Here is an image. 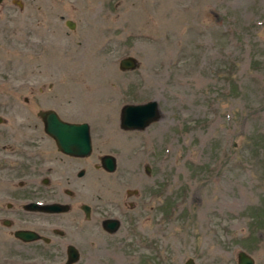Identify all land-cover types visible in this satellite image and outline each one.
<instances>
[{
  "label": "rangeland",
  "instance_id": "obj_1",
  "mask_svg": "<svg viewBox=\"0 0 264 264\" xmlns=\"http://www.w3.org/2000/svg\"><path fill=\"white\" fill-rule=\"evenodd\" d=\"M127 56L135 68H120ZM149 100L160 118L121 129V107ZM44 109L89 123L92 162L118 158L113 173L90 178H121L125 200L134 201L126 190H147L146 233L131 216L130 232L114 236L125 264H138L144 241L158 252L152 264H237L240 250L264 264L253 218L264 206V0H2L5 199L41 178L55 154L37 115ZM93 230L83 222L78 264L94 262ZM7 232L0 225V246L13 242Z\"/></svg>",
  "mask_w": 264,
  "mask_h": 264
},
{
  "label": "flooded vegetation",
  "instance_id": "obj_2",
  "mask_svg": "<svg viewBox=\"0 0 264 264\" xmlns=\"http://www.w3.org/2000/svg\"><path fill=\"white\" fill-rule=\"evenodd\" d=\"M106 154L114 156L113 171L102 165L101 158ZM92 155L93 143L91 153L84 157L62 152L55 144V154L41 164V178L23 180L17 193L8 199L0 196V225L13 241H4L0 246V264H78L83 222L88 221L94 225L93 264H125L124 253H116L119 242L114 236L123 229L130 232L131 216L141 233H146L147 190L144 187L126 190L129 195L133 194L134 201L125 200L120 194L124 182L121 178L110 184L97 180L100 175L116 170L118 158L112 153H102L92 162ZM91 174L97 178H90ZM99 188L100 192H113V195L105 197L97 192L94 200L84 198ZM18 231H27L28 237L17 236ZM152 246L141 242L138 264H152L150 259L158 258ZM55 258L60 259L53 262Z\"/></svg>",
  "mask_w": 264,
  "mask_h": 264
},
{
  "label": "water",
  "instance_id": "obj_3",
  "mask_svg": "<svg viewBox=\"0 0 264 264\" xmlns=\"http://www.w3.org/2000/svg\"><path fill=\"white\" fill-rule=\"evenodd\" d=\"M2 0H0V3ZM70 28H74V22L66 20ZM122 69H133L137 66L136 59L132 56L120 60ZM44 132L50 136L56 147L67 154L88 156L92 151L91 131L88 122H68L63 120L53 109L39 110ZM161 110L156 100L143 103L125 104L120 109L119 126L123 130H143L160 118ZM2 118L0 117V122ZM102 165L113 171L116 167L113 155L106 154L102 158ZM27 231L16 232L17 236L28 237ZM185 264H195L192 258H188ZM237 264H255L254 258L244 250L237 252Z\"/></svg>",
  "mask_w": 264,
  "mask_h": 264
},
{
  "label": "trees",
  "instance_id": "obj_4",
  "mask_svg": "<svg viewBox=\"0 0 264 264\" xmlns=\"http://www.w3.org/2000/svg\"><path fill=\"white\" fill-rule=\"evenodd\" d=\"M261 141L264 142V138ZM253 218H254V223L256 224V226L259 227L258 229H262L264 231V206L263 205L260 208H258V210H255Z\"/></svg>",
  "mask_w": 264,
  "mask_h": 264
}]
</instances>
